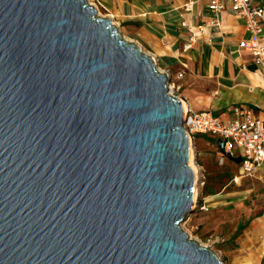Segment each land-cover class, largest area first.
I'll use <instances>...</instances> for the list:
<instances>
[{
    "label": "water",
    "instance_id": "95a60500",
    "mask_svg": "<svg viewBox=\"0 0 264 264\" xmlns=\"http://www.w3.org/2000/svg\"><path fill=\"white\" fill-rule=\"evenodd\" d=\"M168 83L88 0H0V264H223Z\"/></svg>",
    "mask_w": 264,
    "mask_h": 264
},
{
    "label": "crops",
    "instance_id": "0c3cea01",
    "mask_svg": "<svg viewBox=\"0 0 264 264\" xmlns=\"http://www.w3.org/2000/svg\"><path fill=\"white\" fill-rule=\"evenodd\" d=\"M252 1L264 8V0ZM97 2L116 26L135 31L137 45L159 68L174 72L181 100L189 108L229 121L234 118L233 109L242 107L264 119V63L258 64L251 52L240 48V43L250 41L252 35L245 20L230 10L231 0H225L228 8L220 15V27L212 24V0ZM179 74H183L181 79L177 78ZM210 137L206 144L211 149L214 145L218 162L222 148L218 138ZM227 162L240 170V162ZM248 177H236L235 182ZM250 177L260 187L259 196L264 200V164ZM249 211L246 221L237 226L227 253L229 264H264V202Z\"/></svg>",
    "mask_w": 264,
    "mask_h": 264
},
{
    "label": "rangeland",
    "instance_id": "374dc122",
    "mask_svg": "<svg viewBox=\"0 0 264 264\" xmlns=\"http://www.w3.org/2000/svg\"><path fill=\"white\" fill-rule=\"evenodd\" d=\"M95 1L92 0L97 3ZM98 7L101 14L106 16L104 10L99 5ZM117 28L126 40L137 44L133 29L124 25H118ZM161 70L165 69L161 68ZM169 73L171 76L168 85L175 86L170 88L169 94L181 100L182 93L178 81L173 78L172 70ZM209 138L212 137L199 136L195 141L192 162L197 168L205 166L206 172L205 177L200 181L195 211L180 223V228L191 241L214 252L223 264H229L227 253L236 235L237 226L246 221L251 207L260 208L264 200L259 196L260 187L250 176L241 178L237 183L236 177H244L239 168L231 162L223 166L219 165L215 157L216 148L214 145L212 149L207 147L206 141ZM235 154H239L237 149Z\"/></svg>",
    "mask_w": 264,
    "mask_h": 264
},
{
    "label": "built area",
    "instance_id": "2783aa9c",
    "mask_svg": "<svg viewBox=\"0 0 264 264\" xmlns=\"http://www.w3.org/2000/svg\"><path fill=\"white\" fill-rule=\"evenodd\" d=\"M92 3L100 14L98 2ZM227 8L225 0H212L209 10L214 15V26H221L220 15ZM229 8L232 13L245 20L246 28L252 35L250 41L240 43V48L251 52L258 64L264 63V8L253 5L252 0H231ZM106 17L113 20L108 15ZM158 69L170 78L168 70H161L159 67ZM182 77L183 74H179L177 78ZM172 87L175 86L168 85L169 90ZM233 115L234 118L229 121L223 120L221 116L210 112H196L186 105L183 127L188 133L193 149L199 136H214L223 142V147L217 155L219 165L223 166L228 159L239 158L242 176H252L264 164V119L242 107H235ZM235 149L238 150V155L235 154ZM197 170L201 181L206 170L203 166H198Z\"/></svg>",
    "mask_w": 264,
    "mask_h": 264
},
{
    "label": "bare ground",
    "instance_id": "6f19581e",
    "mask_svg": "<svg viewBox=\"0 0 264 264\" xmlns=\"http://www.w3.org/2000/svg\"><path fill=\"white\" fill-rule=\"evenodd\" d=\"M88 2H89V4L92 6V7H96L93 3H92V1L91 0H88ZM98 9V8H97ZM100 16H102V17H106V16H103L102 14H101V12H100V14H99ZM128 40V39H127ZM128 41H130V40H128ZM130 42H132V41H130ZM181 104H182V106H183V109L184 108H186V104H185V102H183V101H181ZM192 160H193V147H191V161H190V166H191V168L193 169V171H194V174H195V188H194V206L196 205V199H197V196H198V190H199V182H200V180H199V174H198V170H197V167L194 165V163L192 162Z\"/></svg>",
    "mask_w": 264,
    "mask_h": 264
},
{
    "label": "trees",
    "instance_id": "16d2710c",
    "mask_svg": "<svg viewBox=\"0 0 264 264\" xmlns=\"http://www.w3.org/2000/svg\"><path fill=\"white\" fill-rule=\"evenodd\" d=\"M234 161L240 162L241 160L239 158L233 159Z\"/></svg>",
    "mask_w": 264,
    "mask_h": 264
}]
</instances>
